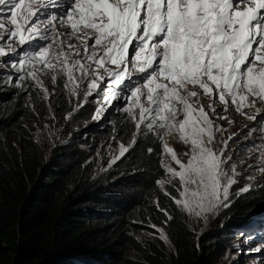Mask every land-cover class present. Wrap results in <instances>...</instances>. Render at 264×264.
Here are the masks:
<instances>
[{
  "label": "rangeland",
  "instance_id": "374dc122",
  "mask_svg": "<svg viewBox=\"0 0 264 264\" xmlns=\"http://www.w3.org/2000/svg\"><path fill=\"white\" fill-rule=\"evenodd\" d=\"M31 7V0H0V84L7 88L25 82L30 111L36 118L41 119L35 100L43 104L46 119L61 123L60 128L53 123L55 128L51 126L49 130L52 147L65 143L71 133L92 139L96 135L94 129L110 125L117 116L132 117L138 124L148 116L154 125L159 119L158 127H163L159 134L165 174L160 185L177 179L179 205L188 217L201 220L194 230L198 237L204 234L213 214L218 212L219 215L220 206L227 207L230 198L243 194L252 184L261 183L264 79H258L256 71L264 65L260 63L264 53L252 55L240 72L236 52L224 48L209 52L185 42L166 48L163 53L155 47L137 51L126 33V20L113 11V6L108 18L91 19L85 14H71L56 23L34 16ZM105 22L108 30L103 29ZM84 24L89 35L81 45L72 27ZM100 39L107 42L104 48L109 50L102 56ZM66 44L69 52L63 51ZM122 44L124 49L119 51L118 46ZM185 58L199 61L196 69L190 67L175 72ZM219 60L225 61L226 68L222 71L217 68ZM167 61H170L169 66ZM203 62L209 65L208 70L202 68ZM186 77L196 81H188ZM58 93L68 96L62 102L66 113L62 114L61 121L52 103ZM184 95H188L200 121L201 145L208 152L212 151V158L218 157L221 163L217 182L204 167L199 174L194 173L192 167H189L188 177L184 174L193 149L191 133L184 124L181 100ZM85 105L102 108L94 112L88 124L79 127L69 119ZM133 138H137V133ZM130 145L117 142L112 146H99L95 155L97 159L104 156L108 165H112ZM171 145L175 152H170ZM196 145L199 149V143ZM255 217L245 228L235 227L231 231L223 227L227 233L220 241L226 245V257L221 264L240 260H246L247 264H264V213ZM154 236L169 247L162 231L149 225L135 234L140 243L139 251H130L125 264H145L139 253L143 244Z\"/></svg>",
  "mask_w": 264,
  "mask_h": 264
},
{
  "label": "trees",
  "instance_id": "16d2710c",
  "mask_svg": "<svg viewBox=\"0 0 264 264\" xmlns=\"http://www.w3.org/2000/svg\"><path fill=\"white\" fill-rule=\"evenodd\" d=\"M67 97L58 93L52 100L59 121ZM29 101L25 82L0 84V264H125L130 251H139L135 234L149 225L162 231L169 247L155 236L144 243L139 257L145 264H221L223 227L243 228L264 213L263 172L261 183L220 206L198 237L201 220L179 205L177 179L160 185L165 174L159 119L154 125L148 116L138 124L117 116L94 129L92 139L71 133L52 147L49 130L62 125L46 119L37 100L36 118ZM96 109L85 105L69 120L82 127ZM117 142L131 147L112 165L104 156L97 159L99 146Z\"/></svg>",
  "mask_w": 264,
  "mask_h": 264
},
{
  "label": "bare ground",
  "instance_id": "6f19581e",
  "mask_svg": "<svg viewBox=\"0 0 264 264\" xmlns=\"http://www.w3.org/2000/svg\"><path fill=\"white\" fill-rule=\"evenodd\" d=\"M85 29H86V24L81 25V26L76 25V26L72 27V32L75 33V34H78V39H79V42H80L81 45H84L85 36L89 35L88 32ZM48 37L49 36H47L46 38H48ZM99 42H100V46H101V56H102V54L108 52L109 50L104 48L105 45L107 44L106 41H104L103 39H100ZM118 49H119V51H121V50L124 49V46L121 45V46L118 47ZM226 49H230V48L226 47ZM63 51L69 52L67 44H66V48H64ZM262 62L264 63V61H262ZM196 64H198V63L195 62V61L186 59V60H184L182 62V64L180 66H178L176 69H174V71L175 72H179V71H181L184 68H190V67L191 68L194 67L196 69V66H195ZM166 65L169 66L170 62L167 61ZM201 66H203L202 68L204 70H208L209 69V65L208 64H206V65L203 64ZM217 68H219V70H221V71L224 70L226 68L225 61L224 60H219ZM256 75H257L258 79H260V80L264 79V65L257 69ZM185 79L188 80V81H192V82L196 81V79L190 78V77H186ZM181 100H182L183 107H184V124L187 127V129L189 130V132L191 133V136H192V139H193V143H192L193 144V149H192L191 161L189 162V164L186 167H184V170H183L184 174H185L186 177H188V175H189V173H188L189 167H192L194 173H197V174H199V172H201L203 170L202 167H204V168L207 169L209 174H211L213 176L214 180L216 179L215 181L217 182L218 177H219V173L221 171V163L219 161V158L216 157V156L214 158H212L213 157V154L211 153L212 151L208 152V150L205 148V146L203 144L201 145V142H200V139H199V137L202 134L200 129H199L200 121L198 120V118L196 116V113H195V111H194V109L192 107V103L188 99V95L187 96L184 95L181 98ZM166 136H167V134L164 136L163 140L165 139ZM197 139L199 140V142H198ZM196 143H199V149L197 148ZM170 152L171 153L175 152L174 147L172 145H171V148H170ZM191 165H194V166H191Z\"/></svg>",
  "mask_w": 264,
  "mask_h": 264
},
{
  "label": "clouds",
  "instance_id": "9594fccd",
  "mask_svg": "<svg viewBox=\"0 0 264 264\" xmlns=\"http://www.w3.org/2000/svg\"><path fill=\"white\" fill-rule=\"evenodd\" d=\"M39 18L44 20V17H42L41 15H40ZM101 108H102V107H101ZM101 108L98 109V107H97L98 110H100ZM97 109H96V110H97ZM98 110H97V112H98Z\"/></svg>",
  "mask_w": 264,
  "mask_h": 264
}]
</instances>
